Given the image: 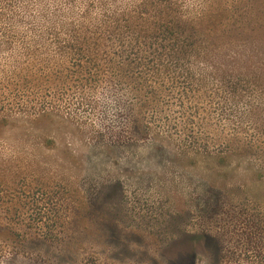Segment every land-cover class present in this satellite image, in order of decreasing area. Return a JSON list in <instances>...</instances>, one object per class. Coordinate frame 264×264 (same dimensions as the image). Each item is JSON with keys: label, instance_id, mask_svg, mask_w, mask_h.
I'll return each mask as SVG.
<instances>
[{"label": "rangeland", "instance_id": "1", "mask_svg": "<svg viewBox=\"0 0 264 264\" xmlns=\"http://www.w3.org/2000/svg\"><path fill=\"white\" fill-rule=\"evenodd\" d=\"M137 1L32 3L54 35L85 26L92 4ZM180 1L196 13L231 3ZM229 10L211 41L231 66L191 50L157 96L92 64L64 73L51 53V106L0 120V264H264V32L249 27L264 3ZM224 72L239 92L213 93Z\"/></svg>", "mask_w": 264, "mask_h": 264}, {"label": "trees", "instance_id": "2", "mask_svg": "<svg viewBox=\"0 0 264 264\" xmlns=\"http://www.w3.org/2000/svg\"><path fill=\"white\" fill-rule=\"evenodd\" d=\"M32 1L0 0V120L19 115L34 117L51 106V94L43 90L45 85L51 90V53L63 56L64 73L67 66L63 62L78 61L83 75L92 64L96 69L91 74L101 78L108 71L120 89L131 94L149 92L150 96L161 94L163 76L172 67L179 72L178 65L191 50L199 55L195 58L200 63L210 62L213 69L231 66L230 54L227 62L218 60L214 53L212 32L217 26L228 24L224 15L229 9L241 15L244 7L264 3L231 0L227 7L201 6L199 13L186 8L180 0L114 2L101 4L99 12L92 4L81 11L85 26H66L59 34L51 35V18L35 20L45 7L34 9ZM249 27L251 31L264 32L262 15ZM262 54L260 59L264 58V50ZM216 76L211 82L214 94L240 91L237 77L231 83L230 73ZM27 83L30 86L26 88ZM35 84L38 90L31 98L26 93ZM36 96L44 100L35 101Z\"/></svg>", "mask_w": 264, "mask_h": 264}, {"label": "flooded vegetation", "instance_id": "3", "mask_svg": "<svg viewBox=\"0 0 264 264\" xmlns=\"http://www.w3.org/2000/svg\"><path fill=\"white\" fill-rule=\"evenodd\" d=\"M193 264H195V260H194Z\"/></svg>", "mask_w": 264, "mask_h": 264}]
</instances>
